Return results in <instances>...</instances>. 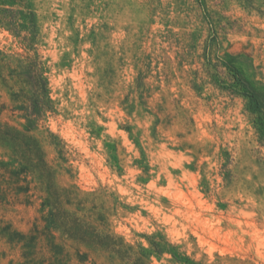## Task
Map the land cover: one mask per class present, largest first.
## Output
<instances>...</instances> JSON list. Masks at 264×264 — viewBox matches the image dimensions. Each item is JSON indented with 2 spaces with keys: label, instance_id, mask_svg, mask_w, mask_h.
Segmentation results:
<instances>
[{
  "label": "rangeland",
  "instance_id": "rangeland-1",
  "mask_svg": "<svg viewBox=\"0 0 264 264\" xmlns=\"http://www.w3.org/2000/svg\"><path fill=\"white\" fill-rule=\"evenodd\" d=\"M0 126V264H264V0H0Z\"/></svg>",
  "mask_w": 264,
  "mask_h": 264
},
{
  "label": "trees",
  "instance_id": "trees-1",
  "mask_svg": "<svg viewBox=\"0 0 264 264\" xmlns=\"http://www.w3.org/2000/svg\"><path fill=\"white\" fill-rule=\"evenodd\" d=\"M8 22H10L9 25H7L10 26L9 29L13 31L16 36H18L16 28L20 25V23H18L16 19H12V21ZM24 38L26 40V37ZM20 63L22 66L20 72L21 81L29 87L30 91L23 95L24 101L20 105V113L18 117L24 119V123L21 124L22 130L25 133H29L36 128L38 119L47 111L52 110V100L49 96V88L47 86L46 77L44 76V71L40 66V62L38 61V59L26 56V63ZM14 71V69H11V77L14 76ZM0 135L2 137H9L11 135L9 127L0 126ZM22 136L27 137V134H22ZM77 223H79L78 225L81 229H89V226L84 219H78ZM65 232L68 235L70 234L69 231ZM82 236L83 235L75 237L74 235H70L69 237L76 240L77 242L86 243L87 241L84 239V236ZM149 243L151 245L150 249L146 250L144 247H141L142 252L155 254L157 256H160L163 253L167 252L171 255L172 260L179 264H203L202 261L196 260L186 253L181 252L178 249V246L170 245L162 239H149ZM79 260L83 262L85 259H82L80 257Z\"/></svg>",
  "mask_w": 264,
  "mask_h": 264
}]
</instances>
